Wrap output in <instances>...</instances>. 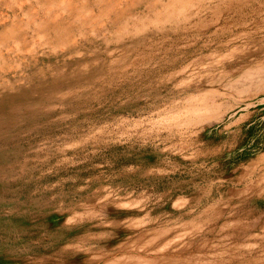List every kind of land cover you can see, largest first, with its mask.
<instances>
[{
	"label": "rangeland",
	"instance_id": "obj_1",
	"mask_svg": "<svg viewBox=\"0 0 264 264\" xmlns=\"http://www.w3.org/2000/svg\"><path fill=\"white\" fill-rule=\"evenodd\" d=\"M0 264H264V0H0Z\"/></svg>",
	"mask_w": 264,
	"mask_h": 264
},
{
	"label": "bare ground",
	"instance_id": "obj_2",
	"mask_svg": "<svg viewBox=\"0 0 264 264\" xmlns=\"http://www.w3.org/2000/svg\"><path fill=\"white\" fill-rule=\"evenodd\" d=\"M133 260V259H132Z\"/></svg>",
	"mask_w": 264,
	"mask_h": 264
}]
</instances>
